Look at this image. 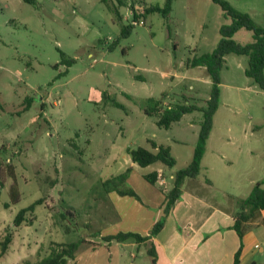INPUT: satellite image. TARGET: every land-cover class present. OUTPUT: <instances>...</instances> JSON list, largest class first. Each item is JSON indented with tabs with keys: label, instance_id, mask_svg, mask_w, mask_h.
<instances>
[{
	"label": "rangeland",
	"instance_id": "374dc122",
	"mask_svg": "<svg viewBox=\"0 0 264 264\" xmlns=\"http://www.w3.org/2000/svg\"><path fill=\"white\" fill-rule=\"evenodd\" d=\"M227 1L264 24V0ZM164 3L0 0V241L12 233L0 264H38L54 244L76 240L81 243L67 264H153L149 243L129 238L108 246L103 237L147 234L139 206L150 194L143 174L162 168L170 190V174L192 158L202 112L185 113L164 128L142 105L164 97L165 106L188 99L204 107L209 76L185 62L212 51L219 27L230 22L212 0H173L166 16H140L149 5ZM133 12L139 15L135 23ZM132 23L129 35L120 37L122 26ZM233 39L247 43L252 32L242 28ZM247 66L246 55L224 56L219 105L193 186L197 198L209 192L211 206L226 211L236 212L256 181L264 187V91L245 75ZM104 92L120 106L106 102ZM27 97L33 101L23 110ZM231 137L235 142H227ZM151 141L169 146L175 164H135L127 186L137 188L136 197L106 189L105 180L131 166L128 151L153 150ZM206 178L211 185L201 182ZM158 185L165 219L170 211H164L166 194ZM13 187L17 202H11ZM222 190L230 197H221ZM37 199L27 221L14 227L17 212ZM255 260L264 262V254Z\"/></svg>",
	"mask_w": 264,
	"mask_h": 264
},
{
	"label": "trees",
	"instance_id": "16d2710c",
	"mask_svg": "<svg viewBox=\"0 0 264 264\" xmlns=\"http://www.w3.org/2000/svg\"><path fill=\"white\" fill-rule=\"evenodd\" d=\"M29 1V0H28ZM105 1V0H103ZM219 5L224 15L230 19L229 23L222 24L219 27L220 38L210 52L201 54H195L189 57L186 62V67L204 66L207 75L210 78V91L205 102L204 107H198L195 104L189 103L188 99H185L181 103L174 105H164V97L155 99L147 98L142 105L143 111L146 115H156V124L159 127L169 128L173 122L180 120V118L188 112L193 110H199L202 112V120L200 121V128L197 137V141L193 150L191 160L183 168L176 171L173 175L172 187L166 193V204L164 211L167 214L173 207L175 201L181 194V186L186 178H194L199 174L201 160L205 152L207 139L212 129L213 115L215 114L220 97V84H221V71L224 66V56L230 53L237 55H246L248 58V66L245 69V75L252 79V81L264 91V24H257L251 15L247 12H242L233 7L227 0H212ZM119 4H124V0H117ZM173 0H165L164 6L149 5L140 15L144 17L149 12H160L163 16L169 14L171 10ZM114 14L120 15L117 9H113ZM139 15L133 12L134 23ZM118 20H120L118 18ZM142 23H144L143 20ZM139 21V22H140ZM123 25L120 31V37L125 38L129 35L133 24ZM246 29L252 32V40L247 43H239L233 39V35L240 29ZM72 60H69V63ZM103 98L106 102H110L114 105L120 106V104L109 99L106 92L103 93ZM33 101L32 97L25 99L24 109L30 107ZM151 147L153 150H149L144 147H137L128 151L132 162L141 167L148 166L157 162H161L166 166H173L175 159L171 155L170 147L163 144H157L151 141ZM130 173V168L110 179L103 182V186L108 190H116L120 195L135 196V191L127 186V177ZM1 174V173H0ZM157 171H151L144 175V178L151 184H155L157 181ZM125 185V188L121 189L120 186ZM11 190V202L18 201V193L15 187ZM40 199L35 200L29 206L20 209L14 217L13 226L17 227L22 222L27 221L25 213L33 211L37 204H40ZM264 210V187L261 181H257L252 187L250 193L243 199L238 201V209L234 214V222L232 228L235 230L239 237V246L234 254L233 264H239V256L243 248V237L250 230L254 221H256L261 211ZM164 217L161 216L152 226L147 235H140L132 232H120L116 235L104 236L103 240L106 243L111 242H123L129 238H132L134 242L141 244L146 240L154 237L164 225ZM11 231L6 234L5 238L0 241V256H2L11 240ZM81 240H76L68 243H56L55 247H52L51 251L44 257H42L38 264H67L68 259L74 257V253L77 251ZM109 245V244H107ZM149 253L152 256V263L155 262V251L153 245L149 248Z\"/></svg>",
	"mask_w": 264,
	"mask_h": 264
},
{
	"label": "crops",
	"instance_id": "0c3cea01",
	"mask_svg": "<svg viewBox=\"0 0 264 264\" xmlns=\"http://www.w3.org/2000/svg\"><path fill=\"white\" fill-rule=\"evenodd\" d=\"M196 67L206 72L204 66ZM205 81L211 84L210 78H205ZM231 138L232 140H227V142H235L233 141L234 137ZM207 147L208 141L205 152ZM205 152L202 159L205 156ZM216 153L221 158L227 159L220 149H216ZM135 164L132 162L131 166L128 167L130 168V173L127 181L134 175ZM152 171H157V181L155 184L147 181L148 187L142 184L144 188L150 190V194L139 205L145 211L143 215L145 222L149 223V226H144L143 228V231H146L147 234L152 223H155L161 217L160 207L164 201L163 198L157 197L159 193L156 185H161V187L158 186L162 191H165V194L166 185H168L165 176L161 178L160 172L164 171L162 168ZM172 177L173 173L170 174L169 178L173 179ZM195 180L197 181L198 179L196 177L186 178L183 181L182 193L165 218L162 229L156 236L144 241L143 244L154 245L155 262L153 264H233L234 254L239 246V237L232 228L235 211H226L224 207L218 206V204L211 206L212 202L209 192H206L205 196L197 198L195 195L197 190L193 188ZM201 182L211 185V181L208 178ZM251 183H254V180ZM162 184H165L163 188ZM185 185H189L192 190L190 192L185 191ZM133 190L137 193V188ZM222 191H220L221 197H230L229 193L225 190ZM113 243H106V245L109 244L108 246H111ZM256 244L258 247H256ZM263 254L264 210L261 211L260 217L253 222L252 228L243 237V248L239 256V264H256L255 258L259 260ZM258 264H264V262H259Z\"/></svg>",
	"mask_w": 264,
	"mask_h": 264
},
{
	"label": "built area",
	"instance_id": "2783aa9c",
	"mask_svg": "<svg viewBox=\"0 0 264 264\" xmlns=\"http://www.w3.org/2000/svg\"><path fill=\"white\" fill-rule=\"evenodd\" d=\"M140 23H142V21H140ZM256 247H258V245L256 244Z\"/></svg>",
	"mask_w": 264,
	"mask_h": 264
}]
</instances>
